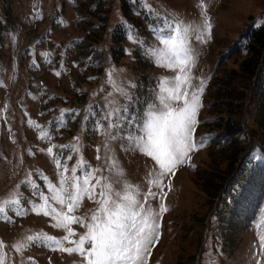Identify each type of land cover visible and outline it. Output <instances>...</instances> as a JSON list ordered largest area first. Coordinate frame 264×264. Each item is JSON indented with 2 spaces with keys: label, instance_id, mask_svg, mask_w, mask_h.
Instances as JSON below:
<instances>
[{
  "label": "rangeland",
  "instance_id": "374dc122",
  "mask_svg": "<svg viewBox=\"0 0 264 264\" xmlns=\"http://www.w3.org/2000/svg\"><path fill=\"white\" fill-rule=\"evenodd\" d=\"M202 10L209 27L201 28L204 42L192 44V83L204 81L194 133L203 146L164 178L160 198L150 201L157 211L162 202L167 211L158 218L159 238L148 264H253L256 231L264 232V45L251 39L264 25V0H0V200L17 192L27 210L0 218L3 264H82L76 253L39 244L21 252L12 247L28 235L65 234L28 205L41 201L25 181H34L45 195L40 174L58 183L54 158L69 169L83 159L116 190L125 181L141 193L148 190L154 162L126 140H112L104 116L123 105L129 114L143 113L158 78L173 75L146 55L145 46L157 45L154 29L165 19L200 26ZM129 30L145 46L130 39ZM230 126L235 129L227 131ZM42 132L50 139H41ZM52 145H76L79 151L56 147L50 156ZM109 157L122 176L111 170ZM96 208L85 197L74 215L87 217ZM72 228L86 231L78 224Z\"/></svg>",
  "mask_w": 264,
  "mask_h": 264
},
{
  "label": "snow or ice",
  "instance_id": "6c2138e0",
  "mask_svg": "<svg viewBox=\"0 0 264 264\" xmlns=\"http://www.w3.org/2000/svg\"><path fill=\"white\" fill-rule=\"evenodd\" d=\"M198 7L204 9L202 3ZM201 15L205 19L200 26L178 19H165L153 31L157 41L155 46H145V42L134 36L131 30L128 33L129 38L138 46H145L146 55L158 67L173 73L171 76L158 78L153 99L142 114H129V106L123 105L113 107L104 116L108 121V135L112 140H126L130 148L154 162L156 167L146 177L148 190L141 193L138 185L126 181L121 189L116 190L108 177L97 176L101 169L87 166L83 159L69 169L66 163L61 164L59 158H54L58 183L54 184L47 176L40 174L49 193L45 195L34 181H25L33 195L38 196L41 201L36 203L29 200L28 205L36 215L51 217L54 221L51 226L63 230L65 234L60 238L47 233L28 235L24 242L12 245L17 252L39 244L53 251L76 253L82 258V264H148L151 247L159 238L158 218L167 211L162 202L157 211L150 201L160 198V193H163L166 186L164 178L169 174L174 175L176 167L183 164L186 158L190 159L189 153L203 146V141L197 145L194 133L198 123L197 113L202 107L200 97L203 94L204 81L201 80L199 85L192 83V68L196 61L192 44L193 41L204 42L201 28L209 27L206 10H202ZM109 77L111 78V73ZM110 82L114 83L111 80ZM116 90L131 100L125 89L117 86ZM32 123L29 121L30 125ZM57 123L62 125L64 121L61 119ZM111 129H116L115 134ZM96 130L99 131V128ZM40 138L50 139L44 132ZM56 147L79 151L76 145H52L47 148V153L52 156ZM99 151L97 148L98 153ZM68 159L72 157L69 156ZM97 159H101L99 154ZM108 159L111 160V170L117 176H122L123 170L119 169L117 162L111 157ZM78 171L79 176L76 175ZM93 179L94 184L91 183ZM153 188L159 189V192L153 191ZM19 195L13 192L0 200V218L10 220L8 212H14L17 216L26 214L27 210L21 207ZM85 197L93 200L97 208L87 217L74 215ZM260 221L264 222V216L260 217ZM73 224L84 227L86 231L77 234L72 228ZM77 236V239H71ZM256 236L257 242L252 245L251 260L253 264H264V232L257 230ZM65 242L73 246L64 247ZM3 247V241H0V250ZM3 259L0 251V264H3Z\"/></svg>",
  "mask_w": 264,
  "mask_h": 264
},
{
  "label": "trees",
  "instance_id": "16d2710c",
  "mask_svg": "<svg viewBox=\"0 0 264 264\" xmlns=\"http://www.w3.org/2000/svg\"><path fill=\"white\" fill-rule=\"evenodd\" d=\"M253 35H254V37H253L251 40L256 41V42H260L259 45H264V25H261L260 27L256 28V29L254 30V32H253ZM254 46L256 47V45H254V43H251V44H250V47H251V48H253ZM257 49L260 50L259 46H258ZM259 53H260V52H259ZM263 55H264V52H263ZM254 59H256V58H255V55H254ZM226 123H227V121L224 122V124H226ZM234 129H235L234 127L230 126V127H228L227 131L234 130ZM236 151H237V150H236ZM236 151H235V153H234L233 163L235 162V158H237V153H236Z\"/></svg>",
  "mask_w": 264,
  "mask_h": 264
}]
</instances>
